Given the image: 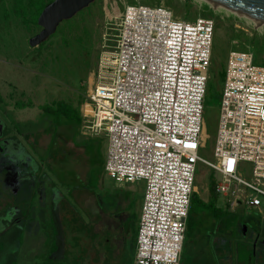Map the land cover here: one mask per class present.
Returning a JSON list of instances; mask_svg holds the SVG:
<instances>
[{"label": "rangeland", "instance_id": "obj_1", "mask_svg": "<svg viewBox=\"0 0 264 264\" xmlns=\"http://www.w3.org/2000/svg\"><path fill=\"white\" fill-rule=\"evenodd\" d=\"M159 1L95 0L72 18L63 20L46 41L32 47L29 39L41 27L31 20L24 24L16 15L14 0H0L3 137H12L26 145L39 164V168L26 176L20 177L13 171L7 177L5 168L9 158L0 152V264H45L50 260L59 264H133L144 182H116L107 175L104 160L108 139L105 135L84 133L78 112L81 114V105L87 99L90 77L97 68L104 37L109 38L108 34L113 32L110 38L114 39L118 33L114 21L110 22L111 16L119 15L113 9L122 12L126 4L154 5ZM163 2L184 19L199 16L215 19L214 62L204 115L210 138L207 147L199 152L202 157L214 160L224 81L222 70L228 53L233 47L250 50L255 52L256 62L264 64V29L258 31L242 14L214 3L217 10L212 11L209 8L212 2L205 0ZM252 37L254 42L250 44L248 39ZM28 132L30 135L25 138ZM51 136L53 141L47 148ZM212 172L214 179L221 178L219 173L199 163L197 193L206 201L211 196ZM46 176L62 195L48 187L40 188L41 179ZM48 194L51 202L43 204L42 196ZM219 203H224L222 197ZM55 206L59 210L57 214L53 213ZM231 215L237 221L254 218L255 222L250 223L247 235L239 232V226L234 234L218 223L217 234L213 237L212 232L210 243L203 244L204 250L210 251L208 263L244 264L237 259L238 247L244 243L255 244L253 264H262L264 206L263 214L239 207ZM202 234V231L196 233L199 238ZM215 241L219 242L214 247ZM54 244L57 251H53ZM193 247L188 242L185 264H189Z\"/></svg>", "mask_w": 264, "mask_h": 264}, {"label": "built area", "instance_id": "obj_2", "mask_svg": "<svg viewBox=\"0 0 264 264\" xmlns=\"http://www.w3.org/2000/svg\"><path fill=\"white\" fill-rule=\"evenodd\" d=\"M245 18L262 32L264 24ZM112 20L118 33L104 37L81 125L107 137L108 176L144 182L133 264H182L199 163L221 175L214 185L221 205L263 214L264 64L250 50L229 51L208 160L199 152L210 138L204 115L215 19L181 18L162 1L126 4Z\"/></svg>", "mask_w": 264, "mask_h": 264}, {"label": "trees", "instance_id": "obj_3", "mask_svg": "<svg viewBox=\"0 0 264 264\" xmlns=\"http://www.w3.org/2000/svg\"><path fill=\"white\" fill-rule=\"evenodd\" d=\"M53 0H14V6L16 10V15L22 18L24 24H28V21L31 20L35 25H38V17L45 8L47 4ZM163 1V0H162ZM161 0L158 3L162 2ZM188 0H186L187 2ZM154 4V5H155ZM166 4V3H165ZM167 5V4H166ZM169 6V5H168ZM248 42L253 44L254 38H249ZM255 55V52H253ZM256 57V56H255ZM214 62V58H213ZM1 98V97H0ZM51 106L48 105L47 110L49 111ZM78 122L82 124V116L78 112ZM213 172L210 178V190L211 196L208 201L201 198L199 193L194 192L191 201V207L189 211L188 221H187V234L184 243V249L182 254V264H185L187 258L185 257V249L188 245V242L193 244L192 256L189 258V264H209L208 263V253L209 250H204L203 244H206L217 234L218 230L216 225L218 223H223V225L231 230L235 234V227H238V221L232 219L231 212L223 205L219 203V196L214 191L215 179L213 178ZM202 231L203 234L201 237H197L196 233ZM213 232V237H212ZM239 232L242 235H247L244 233L243 227L239 228ZM222 242V240H219ZM219 241L214 242V247ZM199 242H203L201 245H198ZM207 242V243H206ZM213 244V243H211ZM57 245H54L53 251H56ZM216 248H214L215 251ZM238 261L243 262L244 264H253L256 260V249L254 245L241 244L238 247ZM213 251V249H212ZM219 259V258H218ZM45 264H59L57 260H50ZM215 264V261L214 263ZM264 264V262L262 263Z\"/></svg>", "mask_w": 264, "mask_h": 264}, {"label": "water", "instance_id": "obj_4", "mask_svg": "<svg viewBox=\"0 0 264 264\" xmlns=\"http://www.w3.org/2000/svg\"><path fill=\"white\" fill-rule=\"evenodd\" d=\"M95 0H53L45 6L38 17L41 30L29 39L32 47L39 46L54 34L59 24L72 18L80 10L88 7ZM214 2L233 12L248 16L264 23V0H205ZM247 226H243L244 233Z\"/></svg>", "mask_w": 264, "mask_h": 264}, {"label": "flooded vegetation", "instance_id": "obj_5", "mask_svg": "<svg viewBox=\"0 0 264 264\" xmlns=\"http://www.w3.org/2000/svg\"><path fill=\"white\" fill-rule=\"evenodd\" d=\"M3 132V125L0 123V152L5 155L6 158H9L6 164L7 166L5 168L7 170L6 173L8 174L7 177L12 176L11 173L13 171H15V173H19V176L21 177L22 175L26 176L33 170H36V165L33 162L25 159V156L22 154L24 151H22L23 149L19 146V143L15 140H12L11 137H9L8 139H4ZM252 222H255L254 218L249 220H241L238 221V226L239 228H242L244 225H246L247 230L245 233H248L249 225ZM107 241H109V239ZM254 247L256 248L255 244Z\"/></svg>", "mask_w": 264, "mask_h": 264}, {"label": "crops", "instance_id": "obj_6", "mask_svg": "<svg viewBox=\"0 0 264 264\" xmlns=\"http://www.w3.org/2000/svg\"><path fill=\"white\" fill-rule=\"evenodd\" d=\"M0 123L2 124V122H1V120H0ZM3 125V124H2ZM44 131V130H43ZM51 133V132H50ZM52 134V133H51ZM30 134H29V132L27 133V137L26 136H24L25 138H28V136H29ZM12 138V137H11ZM15 139V138H14ZM53 138H52V136H51V138H50V142H49V145H47V148H50V146H51V144H52V140ZM18 142V141H17ZM19 143V146L24 150V152L22 153L24 156H25V159L26 160H29V161H31V162H33L35 165H36V167L37 166H39V164H37L36 162H37V159L35 158V154L33 153V151H30V149L29 148H27L26 147V145H24V144H22V143H20V142H18ZM46 148V149H47ZM21 153V152H20ZM106 161V157H105V160H104V162ZM37 168H39V167H37ZM36 175H38V172L36 173ZM16 182H17V180H16ZM13 185H15V183L13 184ZM12 185V186H13ZM40 185H41V189H43V190H45V188L46 187H48L49 189H51V190H54V191H56V192H58L59 193V195H62V193L59 191V189L55 186V185H53V183H52V180H50V181H48V177L46 176L44 179H41V182H40ZM13 188H14V186L13 187H10V189H12L13 190ZM50 193H53L52 191H50ZM44 195V194H43ZM0 196H1V193H0ZM49 197H51V196H49V194L47 195V196H42V200H43V204H49L51 201H50V198ZM48 198H49V201H48ZM25 201H26V199H24ZM23 200V201H24ZM59 204V203H58ZM49 209H51V207L49 208ZM59 210H57L56 209V206H55V209H54V211H53V213L54 212H56V214H57V212H58ZM23 212L26 214L27 213V209H25V210H23ZM47 216H48V214H47ZM101 221L102 222H104L105 221V218L103 217L102 219H101ZM107 226H109V225H107ZM55 245V244H54ZM56 251H57V249H56Z\"/></svg>", "mask_w": 264, "mask_h": 264}, {"label": "bare ground", "instance_id": "obj_7", "mask_svg": "<svg viewBox=\"0 0 264 264\" xmlns=\"http://www.w3.org/2000/svg\"><path fill=\"white\" fill-rule=\"evenodd\" d=\"M213 3H214V2H212V4H213ZM214 4L217 5V6H220V5L217 4V3H214ZM214 4H213V5H214ZM215 5H214V6H215ZM114 11H115L114 13L117 14V15L120 13V10H119L118 8H114ZM256 21H257L258 23H262V24H263V22H261V21H258V20H256Z\"/></svg>", "mask_w": 264, "mask_h": 264}]
</instances>
